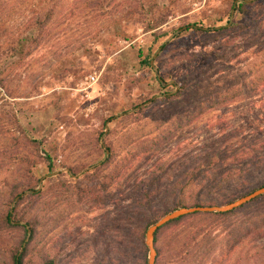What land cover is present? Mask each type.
<instances>
[{"label": "rangeland", "instance_id": "1", "mask_svg": "<svg viewBox=\"0 0 264 264\" xmlns=\"http://www.w3.org/2000/svg\"><path fill=\"white\" fill-rule=\"evenodd\" d=\"M237 1L62 0L42 42L11 56L16 32L25 33L30 5L0 0V209L14 180L33 188L42 178L43 187L37 198L19 205L17 222L35 213L42 238V253L29 252L27 264L40 262L38 254L55 264H142L139 237L143 241L150 222L173 206L166 184L209 158L214 166L207 175L214 179L220 160L215 152L226 153L228 161L229 154L243 150L260 162L211 187L205 199L221 205L225 196L264 181V87L189 124L184 116L196 102L229 88L247 91L254 69L264 64V28L253 36L236 33L230 24L208 34L192 27L239 22L232 10ZM143 57L148 66L140 62ZM189 81V94L162 98ZM149 140L160 143L141 150ZM14 141L17 147L9 153L6 146ZM43 151L51 158L49 172ZM159 161L172 176L140 205ZM205 173L198 174L199 183ZM209 182L202 180L203 194ZM257 220H264V203L218 220L204 213L183 219L159 234L156 264H264V235L230 247ZM18 236V229L4 230L0 249L13 246Z\"/></svg>", "mask_w": 264, "mask_h": 264}, {"label": "trees", "instance_id": "2", "mask_svg": "<svg viewBox=\"0 0 264 264\" xmlns=\"http://www.w3.org/2000/svg\"><path fill=\"white\" fill-rule=\"evenodd\" d=\"M62 0H25L26 4L30 5L28 9L27 19L26 23L24 24L25 30L23 32L25 33H18L15 35L13 43L11 44L10 48V55L11 56H19L27 53L30 49L37 47L42 42V34L45 30L46 25L49 23V21L54 17V15L57 13V9L59 7V4ZM232 10L235 11L236 16L240 19L239 22H229L226 21L224 25L222 26H209V27H201V26H192L198 33L208 34L217 32L219 30H222L226 28V24H230L232 28H234V31L236 33H243V32H252V35L254 36L257 31L263 30L264 28V0H253V1H242V2H236L232 5ZM229 26V27H230ZM176 36H179L177 34ZM139 54V52H138ZM141 63L146 64L148 66V59L143 57L140 60ZM256 67L254 69L253 75L250 78L249 82L247 83V91L243 92V87H232L227 89L221 94H217L213 98L205 99L199 102H196L194 106L191 108L192 111L187 112L184 116L186 117V123L189 124L195 116L210 110L214 109L224 103H227L231 100H233L236 97H239L243 93L248 95H255L260 92L261 87H264V64L263 66ZM194 89V86L190 83H182L180 86H178L177 90H175L172 94L163 93L165 96L162 98H169V97H177L178 95H187ZM179 98V97H178ZM158 99L155 97L154 99H151L149 101L148 105H151L153 102ZM184 104V103H183ZM146 107V105H145ZM143 108V107H142ZM264 116V115H263ZM107 118L106 120H108ZM166 136H164L163 140L165 141L169 137L170 131L166 132ZM28 143L30 145L37 146L36 142L28 138ZM160 142L155 140H149L146 145H143L141 150H150L152 147H155ZM11 153L14 148L17 147L16 142H12L10 145L7 144L6 146ZM44 160H45V168L46 172L51 171L52 168V162L50 156L43 151ZM223 151H218L212 154V156H218L220 158L218 164H217V171L218 175L211 179L207 173L208 170L214 166L212 164V158H209L207 160V164L203 166H197L195 169H192L188 171V168L186 172L181 174L178 177H173L171 181H169L166 184L167 190L170 191V193L174 196V202L173 206L168 210L171 211L173 209L179 208V207H190V206H203V205H218L216 201L213 199H205L204 196H206L210 191L209 189L215 188L216 185H219V182L230 179L233 175L241 177L244 173L245 167L257 165L260 162V158L258 156H251L252 154H247L246 151L239 150L235 153L229 154L230 159L228 161L225 160L226 155ZM109 158V155H108ZM129 161L126 162V164L122 167L123 170L126 169V165L129 164ZM162 162L159 161L153 166V171L156 172V175L151 178L147 183L150 185V190L148 193L144 194L142 196V200H138V204L144 205V202L147 203L148 200L152 199L155 194H158L162 187L161 185H165V182H167L171 178V174L169 173V166L165 169L162 167ZM211 165V166H210ZM216 165V164H215ZM115 169H113L112 173H109V179H113V173ZM205 173V176L203 179L197 181L198 174L200 176L203 172ZM188 172V173H187ZM23 173H21L22 175ZM163 177V178H162ZM202 180L204 181H210L209 184L205 187L206 188V194H203L201 192L202 187ZM198 182L199 184L195 183ZM35 186L33 188L30 187H24V180H14L10 183L9 189L6 194L5 202L3 203L1 209H0V235L2 232L18 229L19 230V236L17 237V240L13 244V246L5 247L3 249H0V264H27L31 263L32 260L29 258L28 253H42L41 252V246H39L40 240L42 238L40 237V231L37 228L38 226V217L36 214H32V216L29 219H26L23 224H19L17 222L18 220H22L21 218V208L19 209V205L22 203V201L29 197V196H36V198L42 193V188L36 189L38 180L35 181ZM264 186V181L259 182L257 185L246 188L242 191H237L234 194L230 196H225L223 200L220 201V204H225L230 201L235 200L236 198L243 196L249 192H251L253 189ZM26 189H30V193H23ZM21 194V195H20ZM18 196V198L15 200L14 205L11 208V203L13 199ZM264 203V194H261L259 196H256L255 198L251 199L250 201L230 210L227 212H193L189 213L180 217H177L173 220L168 221L167 223L160 226L153 234V244L155 248V258H154V264H156V259L158 256V248L156 246V242L159 238V234L161 231L167 229L170 225L176 224L179 221H182L183 219H187L188 217H191L197 213H204V215H207L209 217L214 218L215 220L221 219V218H227L232 217L236 214L245 213L249 209ZM11 208V211H10ZM192 214V215H191ZM15 215H18L19 218L17 220L15 219ZM248 221H245V224ZM151 224L154 223V221L150 222ZM26 228L29 229V235L27 240L24 242V236L26 235ZM143 232H141L142 234ZM256 235H264V220H257L255 223L250 222L248 226L244 227L237 233L234 237L235 240L231 244L230 247L236 246L241 243V240L243 239H252ZM139 249L141 251V263L145 264L146 262V256H147V249L143 244L142 241V235L139 237ZM18 249H20V253L17 255ZM40 262L39 264H55L53 259L49 258L46 254H38ZM35 263V264H38Z\"/></svg>", "mask_w": 264, "mask_h": 264}, {"label": "water", "instance_id": "3", "mask_svg": "<svg viewBox=\"0 0 264 264\" xmlns=\"http://www.w3.org/2000/svg\"><path fill=\"white\" fill-rule=\"evenodd\" d=\"M242 1H246V0H238V2H242ZM232 12V10H231ZM180 29H176L174 32H172L167 39H169L172 35L176 34ZM156 53V52H155ZM149 63H151V60L149 61ZM154 72L156 73V68L154 66H152ZM157 79L159 82H162L161 79L158 77L157 75ZM100 142L102 147L104 148V145L102 143V138H100ZM108 150L105 148L104 149V155L107 156ZM68 171V170H67ZM42 180V178L39 179V183L37 186V189L40 188V181ZM29 192V190H25L23 193H27ZM20 194V195H21ZM261 194H264V186L258 187L253 189L251 192L240 196L238 198H236L233 201H230L228 203L225 204H221V205H203V206H190V207H179L176 209H173L167 213H165L164 215H162L161 217H159L154 223H152L151 225H149L146 230L144 231V238H143V242L144 245L147 249V256H146V262L145 264H154V258H155V248H154V244H153V234L154 232L163 224L167 223L170 220H173L177 217L189 214V213H193V212H227L230 211L248 201H250L251 199L255 198L256 196H259ZM18 198V196H16L12 203H11V208L14 205L15 200ZM10 208V211H11ZM29 235V229L26 228V235L23 241L24 242L27 240ZM19 254V252L17 253V255Z\"/></svg>", "mask_w": 264, "mask_h": 264}, {"label": "built area", "instance_id": "4", "mask_svg": "<svg viewBox=\"0 0 264 264\" xmlns=\"http://www.w3.org/2000/svg\"><path fill=\"white\" fill-rule=\"evenodd\" d=\"M90 79H93V76H89Z\"/></svg>", "mask_w": 264, "mask_h": 264}]
</instances>
